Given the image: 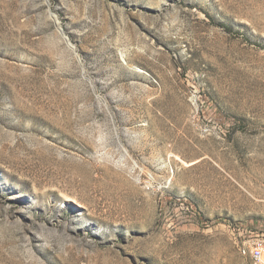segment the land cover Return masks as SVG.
Instances as JSON below:
<instances>
[{"label":"rangeland","instance_id":"obj_1","mask_svg":"<svg viewBox=\"0 0 264 264\" xmlns=\"http://www.w3.org/2000/svg\"><path fill=\"white\" fill-rule=\"evenodd\" d=\"M264 0H0V264H264Z\"/></svg>","mask_w":264,"mask_h":264},{"label":"built area","instance_id":"obj_2","mask_svg":"<svg viewBox=\"0 0 264 264\" xmlns=\"http://www.w3.org/2000/svg\"><path fill=\"white\" fill-rule=\"evenodd\" d=\"M250 235L244 245L240 247L244 253H249L253 259L256 261L264 262V236L256 235L253 231H248Z\"/></svg>","mask_w":264,"mask_h":264}]
</instances>
